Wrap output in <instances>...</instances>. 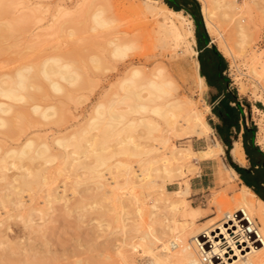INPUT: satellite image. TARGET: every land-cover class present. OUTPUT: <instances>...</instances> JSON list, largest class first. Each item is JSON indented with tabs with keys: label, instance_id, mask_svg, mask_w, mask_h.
<instances>
[{
	"label": "bare ground",
	"instance_id": "obj_1",
	"mask_svg": "<svg viewBox=\"0 0 264 264\" xmlns=\"http://www.w3.org/2000/svg\"><path fill=\"white\" fill-rule=\"evenodd\" d=\"M9 1L0 0V15L12 5ZM212 1L221 6L220 0ZM56 9L54 18L57 17V20L60 16L72 14L62 6L58 8L57 5ZM203 9L208 16L210 12L206 13V8ZM26 14H20L21 19H27L29 14ZM91 14L94 26H105L109 21L101 11ZM169 14H161L162 18H156L155 24L173 37L176 46L183 45L188 53L196 54L190 22H185L186 18L181 14L174 13L176 18ZM221 14L223 17L226 15L225 12ZM53 21L52 25H48L50 28L54 26ZM68 21L64 19L57 25L64 24L60 27L63 29L71 22ZM185 23L187 28H184ZM1 27L3 25L0 24V30ZM58 28L52 29L55 31ZM54 31L50 32L56 34ZM237 32L240 33V44L244 43L241 28ZM67 34L71 35V29ZM117 41L112 37L105 42L110 46L108 54L116 60L125 57L133 46V43ZM5 48L6 45H1V52H5ZM59 48L65 47H56ZM65 49L58 53L55 51L54 55H46L37 65L17 68L13 73L4 68L5 60L0 61V209H5L4 214L7 213L4 218L0 213V261L5 264L45 261L46 264L61 260L69 262L68 258L73 256L72 263L84 262L82 256H79L81 259H74L77 256L72 249L78 247L71 249L67 246L58 250L56 238L54 241L53 237H48V231H53L52 228L57 225L55 222L63 221L64 226L73 222V226L80 229L83 221H87L92 230V236H88V239L97 244L104 243V246L96 248V254L91 257L105 259L110 256L107 245L111 243L117 259L112 252L109 253L120 264H264V202L255 198L246 186L241 185L237 194L230 198L233 205L221 211V221L204 227L195 226V217L184 210L181 195L188 193V185L184 190L171 191L165 187L166 182L182 175V164H173V160L192 157L210 159L222 153L218 140L199 150L170 145V134L178 140L209 136L211 127L191 100L178 95L177 86L169 74L162 67H154L145 75L140 67L132 66L128 74L125 72L127 75L100 91L86 115L73 112L63 120L62 110L68 107L69 101L77 102L78 106L82 103L80 100L84 102L89 99L83 93L75 95L83 89L82 79L86 76L83 78L79 71L81 65L75 64L77 56L72 55L80 53ZM78 57L82 60L80 55ZM100 58L91 57L96 70L103 67L100 66L103 64H100ZM192 66L197 83L205 87L196 59ZM258 67L264 73V68L261 65ZM92 85L85 87L91 90ZM117 88L122 93H118ZM131 113L133 116H129ZM31 114L43 121H30L33 120H29ZM24 119L29 123L27 126L21 124ZM43 125L50 126L42 128ZM137 126L143 127L149 136L152 135L148 137H152V142L144 148L139 147L142 141L139 146L135 143L131 133L123 134L127 129L135 130ZM155 131L160 136L153 137ZM256 138L264 147V122H261ZM233 151L238 157L242 156L239 145ZM117 156L125 159H117ZM131 157L136 159L130 161ZM79 169L83 171L81 174L78 173ZM217 173L223 181L231 174L235 175L223 165ZM62 174L64 178L57 181ZM108 187H112L111 190L117 188V193L114 191V195H109ZM146 195L154 197L153 203L147 205L146 216H143ZM190 209L197 210L192 206ZM139 217H143L146 224L139 223ZM9 219L17 220L20 224L12 233L10 224H7ZM53 223L54 226L49 229ZM114 223H117V227L113 225L109 230ZM3 225L4 228H1ZM61 229L64 230L63 227ZM179 234L184 235V241ZM202 234L208 239L202 241ZM78 236L76 233V244L81 247L83 241ZM166 236L171 238L166 248L155 250ZM205 243H210V253L218 254L221 261L203 260L207 252ZM95 245L91 246L92 251ZM58 246L62 247L61 243ZM82 251L86 252L82 249L77 253L84 254ZM226 253H229L227 257ZM88 259V264L103 260Z\"/></svg>",
	"mask_w": 264,
	"mask_h": 264
},
{
	"label": "rangeland",
	"instance_id": "obj_2",
	"mask_svg": "<svg viewBox=\"0 0 264 264\" xmlns=\"http://www.w3.org/2000/svg\"><path fill=\"white\" fill-rule=\"evenodd\" d=\"M197 1L199 3V12L197 17H200L203 22V26L199 28V32L201 33L205 31L212 40V45H214L219 53H221L227 60L228 65L224 76L229 80L232 87H234L236 95L241 98L243 104L242 107L245 110V115L243 118H246L245 120H247L249 126L253 127L255 125L257 137L261 122H264V80L262 78V76L264 77V73L258 67L261 65V67L264 68V0H220L221 6H217L216 3L213 1L210 2V0ZM9 3H12V5L10 4L11 6H8V10H10H6L3 12L4 14L1 13L0 15V24L3 25V27H1L2 29L0 30V33H3V35L0 34V49L1 45L3 44L7 47L5 49H8H4L5 52H1L2 50H0V61L1 59L6 61V66L4 68L10 73H13L17 68L24 67L26 65H37L39 62H41V58L43 59L46 57V55H54L56 52L58 53L62 50H66L65 48H68L71 50V52H76L78 50L77 52L80 53L77 55L72 54L75 55V58L77 56L75 59L77 62L75 61V64L79 66L81 65V69L79 71L82 73L83 78L84 75H88L89 77L85 76V79H82V81L84 80V84H82L83 89L78 91L79 93L76 92L75 95L83 93L86 94L89 99L84 100V102L83 100H80L82 103H79L78 106L76 104L77 102L72 103L73 100L71 102L69 101V105L67 104L68 107L62 110L63 114L61 119H63V117H65L64 119H66V117L68 118L70 113L72 114L73 112H80L86 115V113L90 111V107L94 103L95 99H97L98 95L100 94V91L108 88L109 85L114 84L122 76L127 75L129 68L132 66L140 67L143 74L145 75L149 74V71L154 67H162L164 72L169 74L173 83L177 86L176 91L178 95L184 99L191 100L196 108L201 111L204 119L211 127L209 136H191L189 138L178 140L172 137L170 134V145L189 146L193 150H199L206 148L208 145L214 143L215 140H218L222 146V153L210 159H197L192 157L191 159L181 158L178 160H173V164H182V175H177V177H175L171 182H166L165 187L171 191L180 189L184 190L188 183L190 187L192 184L189 193L183 194L181 197L183 198L184 210L187 212V214L193 215L195 217V226L204 227L212 223L219 222L220 218L222 217L221 211L227 209V207H232L233 204H231L232 202L230 198L237 194L241 183L238 180V177H230L223 181L222 177L219 175V173H217L219 169L222 168V165L227 167V169H232L230 164L231 159L229 154H227V151L229 153V146H224V144L219 139L216 130L212 127L213 124L218 121V119L216 116H213L211 112V90L207 86L201 87L195 79L193 71L194 67L192 64L194 59L198 61V47L195 42L193 44V48L196 50V54L191 55L185 50L183 45L179 47L176 46L174 44L175 42L173 41V37L166 34L165 31L161 30L155 24L157 19L162 18L161 14L163 13H170L169 15L171 17L173 16L172 18H174V16L176 18L174 13L181 14L186 18L185 22H190V27L194 34L195 22L192 16L182 10L172 9L162 0H10ZM57 5L58 8L62 6L68 9L72 14L60 16L57 20V17L54 18L55 15H57ZM35 8H37V11L34 10ZM203 8H206V13L210 12L208 16L204 14ZM96 10L101 11L103 17L109 20L105 26H94L93 22L91 23V13L97 12ZM40 11L43 12L41 13ZM23 12L25 14H29H26L28 20L26 18L21 19L20 14L23 15ZM211 12L214 14H211ZM223 12H225L227 16L224 15L225 17H223V14H221ZM19 16L20 18H18ZM52 16L56 21H53L54 19ZM64 19H69L71 22L69 24L65 23L67 25L61 29L64 24L61 26L57 24H61ZM51 20L53 21V25L55 27H61L60 30L59 28L57 29L59 32L52 29L55 28L54 26L51 28L49 27V24L52 25ZM47 26L50 28V31L52 30L56 34L48 31L49 28L47 29ZM184 28H187L186 23L184 24ZM238 28H241V31L244 35V43L242 44H240L241 37H239L240 33L237 32ZM70 29L71 35H68L67 33L70 32ZM46 32H48V34H46ZM49 33L51 34L49 35ZM36 35H38V37ZM47 35L49 36L45 38ZM112 37L117 38L118 41H121L122 43H133L132 48L127 51L125 57L122 59L116 60L112 58L110 54H108L110 52V46L105 44V42L107 38ZM13 41L16 43L14 44ZM59 46H64L65 48L56 49V47L58 48ZM104 46H106L107 49ZM79 55L84 62L78 57ZM93 56H97L99 58L101 56L100 64L103 63L104 65L101 64L100 66L103 67H100L96 70L94 64H92L93 62L91 61V57ZM88 58L90 59L89 62ZM125 72L127 74H125ZM88 84H93V89L91 88L90 90L86 88ZM117 92L122 93L118 88ZM121 106L122 105L117 107ZM67 108L68 110H66ZM132 114L133 113H131L129 116H133ZM29 120L41 122L42 119L40 120L38 116L36 118L35 114H31L29 116ZM21 124L23 126H27L29 123H27V120L24 119L21 121ZM48 126L50 125H43L41 127L47 128ZM127 130L128 131H124L125 133L123 132V134L131 133L134 138L133 140L138 144V146L143 142L141 146H139L140 148H144L147 143L152 142V137L148 138L152 135L149 136L143 127L140 128V126H137L135 130ZM144 134H147V136ZM158 136H160L159 132H153V137ZM236 137H239L240 139V135L237 132L233 133L231 138L234 140ZM261 147L264 149L263 146ZM133 158H129L130 161L136 159L135 157ZM117 159L125 158L122 156H117ZM78 171L80 174L83 172L82 169H79ZM85 175L86 174L81 176ZM63 176V174L59 175L57 181L60 179L62 180L64 178ZM83 187L86 186L84 185ZM111 188L108 187V189H110L108 192L109 195H114L117 193V188H114V190H111ZM114 191L115 193H112ZM136 192H138V190H136ZM153 197L154 196L147 195L144 197L146 206L145 211L143 210V216H146L147 210L149 209L147 205L149 206V204L153 203ZM191 206L196 207L197 210L192 211L190 209ZM4 211L5 209H0L1 217L3 218L7 216V213L5 212L4 214ZM58 211H56V213ZM70 220L73 221L72 218H70ZM7 222V224H10V233H12V230L16 229L20 225L19 222H17V220L15 221L14 219H9ZM59 222H55L57 224L56 226H54V223L50 226L49 229H51L53 226L55 228H52L53 231L48 229V237H53L52 239L54 241V238H56V243L58 242L56 246L57 248H60L58 250H61L67 246H69L67 248L71 249L72 247H78L76 249H72L76 252L75 255L77 256H74V259H79L82 256L81 258H84L85 260L84 262L81 260V262L75 264H88L90 258L103 259L97 262L94 261V264H120L117 262V260H115L117 259V254L113 249L114 247L110 245L111 243L107 246L108 248L110 247L109 251L112 252L115 259L111 257L112 254L109 253V251L108 254L110 256L106 257L105 259L99 258L97 256L91 257L92 254H96L98 246H104V243L97 244L95 242H91L88 239V236L89 238L92 236V230H90V224H87V221H83V226L80 227V229H76L73 226V222L66 224L65 226L62 223L63 221L61 224ZM138 222L141 224H146V220L143 217H139ZM61 225H63L62 227L64 230L61 229ZM68 225L70 226L68 227ZM113 225H116L117 227V223H114L108 229L110 230L112 227H114ZM72 226L75 229L71 228ZM1 228H4V225ZM175 230L177 231V228H175ZM216 231L219 232L218 229ZM76 233L79 235L77 238L81 239V242L83 241L82 243L84 246L82 244V249L86 251H82L84 254L81 253V255L80 253H77V251L80 252L82 249L76 244ZM179 237L184 241V235L179 234ZM202 237H204L203 234L200 236V239H203ZM204 238L206 240L208 239V237ZM170 240V237H164L160 243H158L155 250H160L163 248L165 249L166 243ZM84 242L88 243L85 244ZM60 243L62 247L58 246ZM72 244H76L75 247ZM208 244L210 245V243ZM93 245H95L94 251L91 249V246ZM71 249L67 250L72 251ZM88 250L89 252H87ZM230 253L233 252L231 251ZM227 255H229V253H226L225 257H227ZM71 258H68L71 260H69V262L67 260H65L67 262L61 260L51 261V263L53 262L52 264H55L56 262V264H64L63 262H65V264H74L72 263L73 256ZM87 259L89 261H87ZM0 262V264H5L2 261ZM38 262H42L41 264L45 263V261ZM38 262H36V264Z\"/></svg>",
	"mask_w": 264,
	"mask_h": 264
},
{
	"label": "crops",
	"instance_id": "obj_3",
	"mask_svg": "<svg viewBox=\"0 0 264 264\" xmlns=\"http://www.w3.org/2000/svg\"><path fill=\"white\" fill-rule=\"evenodd\" d=\"M194 36L198 47V68L206 86L211 90V112L218 119L212 127L224 146H229L230 163L238 167L236 170L231 166L233 170H230L235 174H231V178L238 177L240 185L246 186L255 198L264 202V149L257 143L256 131L252 140L244 139L245 130L251 126L246 118L243 120L245 110L241 98L236 95L234 87L224 76L227 60L212 45V40L205 31L197 34L194 29ZM235 111H239V128L228 120V115ZM236 132L239 133L240 139L236 137L232 140V134ZM237 145L242 150L241 157L233 151ZM191 187L188 183V193Z\"/></svg>",
	"mask_w": 264,
	"mask_h": 264
},
{
	"label": "trees",
	"instance_id": "obj_4",
	"mask_svg": "<svg viewBox=\"0 0 264 264\" xmlns=\"http://www.w3.org/2000/svg\"><path fill=\"white\" fill-rule=\"evenodd\" d=\"M163 2L171 7L174 10H182L188 14H190L195 22V31L196 33H200L199 32V28L203 26V22L201 20L200 17L198 16V12H199V3L197 0H163ZM204 32V31H203ZM228 120L230 122V124H233L234 126H236V128H239V111H235V112H231L228 115ZM244 120V118H243ZM256 129L255 126L251 127L250 129H246L245 130V137L244 139H249L252 140L254 133H255ZM228 154V151H227ZM231 166H233L236 170H238V167L233 164L230 163Z\"/></svg>",
	"mask_w": 264,
	"mask_h": 264
},
{
	"label": "built area",
	"instance_id": "obj_5",
	"mask_svg": "<svg viewBox=\"0 0 264 264\" xmlns=\"http://www.w3.org/2000/svg\"><path fill=\"white\" fill-rule=\"evenodd\" d=\"M202 238H203L202 241L206 240L204 237ZM204 246L207 249V252H205L204 259H203L204 261H213V262L221 261V258L218 256V254L210 253V248H208L209 244L205 243Z\"/></svg>",
	"mask_w": 264,
	"mask_h": 264
}]
</instances>
